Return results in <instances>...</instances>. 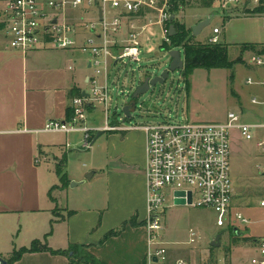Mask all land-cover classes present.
<instances>
[{
	"label": "crops",
	"instance_id": "obj_1",
	"mask_svg": "<svg viewBox=\"0 0 264 264\" xmlns=\"http://www.w3.org/2000/svg\"><path fill=\"white\" fill-rule=\"evenodd\" d=\"M189 1H183L175 19L192 32L195 25L211 16L210 26L197 36L208 30L204 43L209 42L215 36L214 29L219 28L220 43L231 47L263 45L264 12L254 13L253 0H239V5L228 11L221 9L223 0H202L206 5L188 14L185 4ZM2 6L0 0V10ZM217 14L223 25H215L211 31ZM239 23H256L259 27L256 31L241 28L240 38L232 40L234 24ZM0 34V258L8 260L15 251L30 248L33 242L40 241L64 254L26 253L15 264H85L78 263L75 258L88 254L102 264H150L145 222L146 133L138 137L135 132H105L109 142L107 160L111 165L96 169L92 179L107 178L106 197L73 198L68 187L62 186L57 168L42 166L62 164L66 158L63 148L70 147L68 135L36 131L42 130L51 119L68 121L72 100L79 97L78 93L84 95L85 87H89L88 78L93 74L90 58L73 50H41L23 57L5 48L1 25ZM222 36L225 42L221 41ZM192 37L203 43L193 33ZM253 55L254 52H246L241 65L250 67L255 82H260L264 78V68L247 62L246 57ZM252 86H259L256 95L264 103V86ZM103 128L98 129L103 131ZM115 161L120 165H112ZM123 225L125 228L119 235L106 238ZM169 250L172 254L166 262L152 264H177L181 258L176 254L181 250ZM232 255L228 264H249L250 259L235 262ZM209 258L203 254L202 261L192 260L188 264H214L208 262ZM224 260L219 259L217 264H223Z\"/></svg>",
	"mask_w": 264,
	"mask_h": 264
},
{
	"label": "built area",
	"instance_id": "obj_2",
	"mask_svg": "<svg viewBox=\"0 0 264 264\" xmlns=\"http://www.w3.org/2000/svg\"><path fill=\"white\" fill-rule=\"evenodd\" d=\"M184 0H1L0 25L5 35L7 50L26 57L41 50L80 51L90 58L93 74L88 78L89 91L71 102L73 116L68 121L49 120L36 133H80L83 146L91 149L92 138L101 129L89 128V110L99 106L107 114L103 131L143 130L147 136V217L150 264L166 262L169 243L162 240V215L177 199L186 201L187 207L211 210L216 214L219 228H231L238 233L249 220L234 206V187L231 177L230 131L239 130L248 141H253L264 124L245 123L239 113L230 112L224 122H177L139 127H123L109 123L111 69L129 59L141 63L145 42L161 41L159 48L171 44L170 29ZM239 0H223L221 9L228 11L239 5ZM255 8H264V0H253ZM76 11L92 15L88 20L74 17ZM158 29L159 33L154 31ZM219 28L214 29L211 44H219ZM155 48H149L152 53ZM262 53L251 57L252 64L264 68V43ZM105 74L103 82L100 78ZM248 84L264 86L252 79ZM253 104L264 103L253 99ZM126 119L125 117L123 118ZM128 120V119H126ZM69 147V146H68ZM257 147L263 159L258 173L264 180V137ZM37 162H39L37 160ZM177 193L182 194L177 196ZM189 194L192 202L189 204ZM259 206L264 209V182L259 196ZM237 229V231H235ZM198 233L191 229L190 244L197 242ZM254 256L249 264H264V237L252 239ZM0 258V264H3ZM177 264H188L181 259Z\"/></svg>",
	"mask_w": 264,
	"mask_h": 264
},
{
	"label": "rangeland",
	"instance_id": "obj_3",
	"mask_svg": "<svg viewBox=\"0 0 264 264\" xmlns=\"http://www.w3.org/2000/svg\"><path fill=\"white\" fill-rule=\"evenodd\" d=\"M206 3L202 0H190L185 7L192 13L198 8H202ZM186 13V12H185ZM76 17H83L88 20L92 17L84 11H76ZM186 16V15H185ZM222 26L219 14L216 15L213 26ZM259 24H234L232 30V40H237L241 36V28L244 30H258ZM159 33V32H158ZM209 32L205 30L199 41L208 39ZM2 35L0 34V37ZM196 38V37H195ZM224 41V37H221ZM193 42L201 43L195 41ZM161 41L151 39L145 42L140 56L141 63H132L126 59L109 73L110 96L113 101L110 105L109 123L123 127H139L143 125H157L163 123L194 122V123H219L227 119L230 112L239 113L242 120L249 124H264V107L252 103L254 98L261 101L256 95L259 86L247 84L248 78L254 81V74L250 67L237 64L233 70L234 78L231 79L232 71L227 69H215L207 71L198 69L190 78V89L184 80L182 71L171 73L164 85L152 88L147 94L142 95L133 111L132 119L124 122L122 109L124 105L132 102L134 91L142 84L146 76L161 75L170 67L171 59L159 49ZM155 48L152 53L149 48ZM182 59L185 58L184 51ZM80 52V51H79ZM83 57L87 56L80 52ZM241 56V48L234 46L230 48V58L236 61ZM248 64L252 65L251 56L246 57ZM245 60V59H244ZM245 62V61H244ZM105 74L100 78L103 82ZM257 81L259 79H256ZM85 89L89 91V87ZM261 89V88H260ZM263 102V101H261ZM116 108L118 112L116 114ZM107 114L99 106L94 112L88 115L87 123L89 128H103L106 124ZM121 133L122 131H116ZM139 137L145 133L143 130H133ZM122 132V133H128ZM97 136V133L94 134ZM70 147L63 148L66 156L64 172L69 181L67 187L73 198L82 199L84 196L101 199L106 197L108 190L107 178L96 177L87 180V176L99 168L108 164L107 134L104 133L99 138H95L91 149L83 146V135L80 133L68 135ZM264 137V131H259L258 136L253 141L246 140L237 129L230 131V152H231V177L234 187V205L249 220L246 228L240 227L239 238L232 233L231 228H219L216 225V214L211 210L191 208L187 206H172L171 197L168 200V208L162 215V240L169 243L171 250H181L176 256L184 259L188 263L199 261L201 255L209 258L211 263L217 264L219 259H225L223 264H228L231 253L235 262L251 259L255 254L252 243L246 242L245 238L264 236V209L259 206V196L264 182L258 173V166L263 159L257 147L258 140ZM119 163L115 161L116 165ZM117 165H120L117 164ZM50 168H57L58 165H42ZM106 168V167H105ZM97 169V170H96ZM107 170V168H106ZM99 173H102L98 171ZM107 172V171H106ZM101 175V174H99ZM84 178V181L81 180ZM81 180V182H80ZM73 183H81L72 187ZM198 233L197 242L190 244V231ZM221 235V245L211 247V242ZM169 250V251H170ZM171 252H168L170 256ZM210 255V256H209ZM205 264V262H201Z\"/></svg>",
	"mask_w": 264,
	"mask_h": 264
},
{
	"label": "trees",
	"instance_id": "obj_4",
	"mask_svg": "<svg viewBox=\"0 0 264 264\" xmlns=\"http://www.w3.org/2000/svg\"><path fill=\"white\" fill-rule=\"evenodd\" d=\"M264 9L262 7L256 8L254 13H263ZM172 25L175 28V34L171 37V44H165L163 49L165 51H170L174 49H182L184 51V68L182 74L184 80L187 83L188 90L190 89V78L194 72L198 69H204L207 71H212L215 69H227L232 71L231 79L234 78V68L237 64L244 63L243 55L246 52H254L255 54H261L262 46L258 45H239L241 48V56L236 60L232 61L230 58V48L231 46L225 43L211 44L206 43H195L193 42L192 32L186 28V26L176 19L172 22ZM77 96H81L80 93ZM73 116V111L69 109L68 120ZM66 158L63 160L61 165L57 167V174L59 176L62 186H67L69 180L64 172V163ZM125 228L123 225L119 230L112 231L107 235L106 238L114 237L119 235ZM232 233L239 238L238 233ZM47 240V239H45ZM246 242L251 241L252 239L245 238ZM37 252H50L52 254H64V252L53 251L50 249L47 244H42L40 241H35L32 243L30 248H23L21 250L15 251L8 260H5L3 264H15L21 260L24 254L26 253H37ZM78 263L85 264H102L98 259L92 255H85L83 258H75Z\"/></svg>",
	"mask_w": 264,
	"mask_h": 264
},
{
	"label": "water",
	"instance_id": "obj_5",
	"mask_svg": "<svg viewBox=\"0 0 264 264\" xmlns=\"http://www.w3.org/2000/svg\"><path fill=\"white\" fill-rule=\"evenodd\" d=\"M172 21H174V17H172ZM212 21V17L210 16L209 18L199 22L197 25H195L192 28V33L194 36H199V34L206 29L207 27L210 26ZM171 33L170 36L172 37L175 34V28L172 25L171 29H170ZM166 54V53H165ZM166 55H168L171 59L170 62V67L169 69H167L165 72H163L161 75H157V76H146L144 81L142 82V84L134 91L133 95H132V102L130 104H126L124 105L122 112H123V116L130 120L132 119V115H133V111L136 109V105L138 102V99L142 96L147 94L152 88L157 87L158 85H164L166 83V81L169 79L170 74L171 73H175L176 71H182L184 68V59H182V53L181 51H179L178 49H174L172 48ZM85 94V93H84ZM118 112V108H116V114ZM126 119L124 120V122L126 121ZM106 131H100L98 132L97 136L92 138V144L95 140V138H99L101 135H103ZM94 175V172H92L90 175L87 176V180H91L92 177ZM81 183H73L72 187L78 186ZM182 194L177 193V196H181ZM192 202V197L191 194H189V204H191ZM175 205L176 206H185L186 205V201L183 199H177L175 201ZM237 231V229L235 230ZM238 232V236H240V234H242L240 231ZM221 235H218L217 238L215 239V241H213L211 243V247H216L218 248L221 245Z\"/></svg>",
	"mask_w": 264,
	"mask_h": 264
}]
</instances>
